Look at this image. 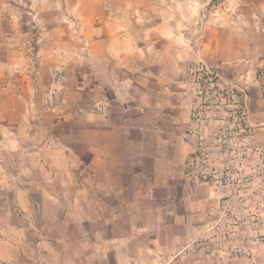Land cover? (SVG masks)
<instances>
[{"label": "rangeland", "instance_id": "rangeland-1", "mask_svg": "<svg viewBox=\"0 0 264 264\" xmlns=\"http://www.w3.org/2000/svg\"><path fill=\"white\" fill-rule=\"evenodd\" d=\"M119 70L152 88L143 104L157 88L166 109L180 99L191 119L181 163L170 164L190 191L172 208L181 224L164 221L175 244L156 264H264V0H0V139L19 131L27 143L35 114L49 134L55 107L69 117L60 134L75 136L77 106L109 107L111 93L91 89ZM13 206L0 190V264H115L95 255L98 224L79 233L47 205L21 224ZM138 257L131 264H147Z\"/></svg>", "mask_w": 264, "mask_h": 264}, {"label": "crops", "instance_id": "crops-1", "mask_svg": "<svg viewBox=\"0 0 264 264\" xmlns=\"http://www.w3.org/2000/svg\"><path fill=\"white\" fill-rule=\"evenodd\" d=\"M114 73L111 65V76ZM117 73L115 84L100 83L91 89L109 91V107L92 113L77 106L70 120L78 126L75 136L60 134L69 117L55 107L47 117L49 125L45 124L51 128L49 134L35 114L25 120L31 126L27 143L19 138V131L0 139V190L13 193V214L21 224L37 214L44 216L43 207L53 206L62 210L56 219L77 224L79 233H88L89 223L100 226L94 233L95 255L108 256L115 264H131V256L156 264L160 250L175 244L171 243L175 232L166 229L164 221L170 218L172 229L181 224V215L172 208L184 201L183 190L190 191L175 182L180 171L170 166L181 163L182 130L191 125L190 114L180 99L166 109L156 97L157 88L152 90L157 92L155 101L143 104V95L152 88L136 86L133 73ZM149 111L155 113L151 121ZM71 143L78 145L79 152L75 153ZM175 190L180 198H175ZM14 233H19L16 228ZM163 236L170 238L167 248L159 245ZM139 238L142 241L135 244ZM0 242L7 243L1 236ZM12 246L19 259L21 241L15 240Z\"/></svg>", "mask_w": 264, "mask_h": 264}, {"label": "built area", "instance_id": "built-area-1", "mask_svg": "<svg viewBox=\"0 0 264 264\" xmlns=\"http://www.w3.org/2000/svg\"><path fill=\"white\" fill-rule=\"evenodd\" d=\"M96 109H99V106L98 105L96 106Z\"/></svg>", "mask_w": 264, "mask_h": 264}]
</instances>
